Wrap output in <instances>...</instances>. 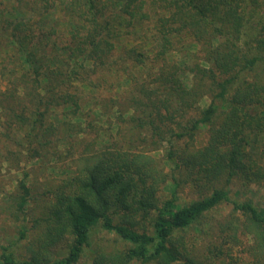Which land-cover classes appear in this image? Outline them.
<instances>
[{
	"label": "trees",
	"instance_id": "obj_1",
	"mask_svg": "<svg viewBox=\"0 0 264 264\" xmlns=\"http://www.w3.org/2000/svg\"><path fill=\"white\" fill-rule=\"evenodd\" d=\"M0 82L1 164L78 168L62 166L38 216L19 181L9 207L34 227L0 264H217L222 246L198 257L178 233L209 234L222 205L221 231L237 239L246 219L264 254V208L231 195L264 181V0H0ZM183 185L198 197L179 205ZM102 232L114 243L93 246Z\"/></svg>",
	"mask_w": 264,
	"mask_h": 264
},
{
	"label": "rangeland",
	"instance_id": "obj_2",
	"mask_svg": "<svg viewBox=\"0 0 264 264\" xmlns=\"http://www.w3.org/2000/svg\"><path fill=\"white\" fill-rule=\"evenodd\" d=\"M57 16L61 19V29H67V25L62 24L65 19L63 15L59 13ZM152 26L153 22L149 21L145 27L149 29V27ZM123 43L128 47L135 45L134 41H129L128 39H125ZM2 89H4V84L0 82V90ZM86 91L88 90L86 89ZM207 103L208 101L206 99L202 101V107H205ZM111 119H113V117H111ZM101 123L104 131L107 130L110 132V125L104 122V120ZM111 131L113 133L116 132V128H113ZM114 137L116 138L115 135ZM208 139L209 136L204 129L197 135V143L200 146L204 145ZM163 151L151 152V156L158 159L162 158ZM9 163L10 162H5L4 164H1L0 162V251L3 246L14 243L15 238L18 236V231L22 229V223H28V227H34V222L31 217L30 220L32 222L30 220L20 222L9 207L8 198L10 194L17 189L19 181L24 180L33 185V197L29 209L30 211L33 209L35 211L33 213L38 216L42 205H44V201H48L51 198L49 190L52 189L55 184L53 179H60L67 171L77 168V164L65 161L63 163H58V165L55 166L56 169H52V172H46L45 174L38 165L33 166L32 163H22L21 167L15 170ZM65 165L69 170L67 169V171H65L62 167ZM162 165L166 167L165 171H168L169 168L166 163L162 162ZM25 172H29L27 177L24 175ZM164 188L162 195L163 199L169 196V183L166 184ZM231 188V195L235 200H238L239 202L251 200L257 207L261 209L264 208V181L260 183H251L248 187H243L241 181L237 179V183L233 184ZM197 197L198 195L193 192V189L190 186L183 185L179 189L178 204L183 205L191 203ZM231 210L232 208L230 205H222L208 215V227H206V230L209 231V234H203L198 228L188 229L186 232L178 233V235H185V244L189 245V251L192 252V255L198 257H206L207 255L211 256L206 249L209 244H212L223 247V255L219 256L220 260L217 264H255L256 260L263 259L264 254L257 248L258 235L255 232V229L250 226L251 223L246 222V219L238 221L240 228L237 232V239H232L229 235L223 232V229L226 227L224 223L231 218ZM40 230L41 228L38 229V227H36L34 232L33 230L28 232L27 238L14 244L11 250L16 251L18 255L26 254L27 245L32 240V237L38 234ZM114 238L115 236L113 234L107 232L96 233L92 236L93 246L107 244V239H109L108 243H114ZM88 254L89 253H86L81 264H86L87 261L89 262L90 255Z\"/></svg>",
	"mask_w": 264,
	"mask_h": 264
}]
</instances>
